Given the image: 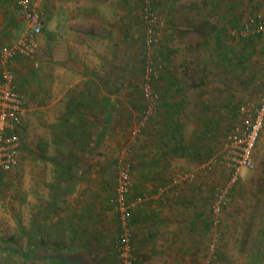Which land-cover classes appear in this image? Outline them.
<instances>
[{
    "label": "crops",
    "instance_id": "1",
    "mask_svg": "<svg viewBox=\"0 0 264 264\" xmlns=\"http://www.w3.org/2000/svg\"><path fill=\"white\" fill-rule=\"evenodd\" d=\"M86 1L89 4H85ZM162 1L175 5L171 10H165L164 5L162 8L159 5L163 16L172 15V25L169 28L172 31L173 72L162 78L166 93L161 102V109L169 108V112L167 120L150 124L151 128L140 135L130 153L133 161V185L129 198L136 202L131 220L136 254H145L143 248L158 240L160 229L172 222L166 214L170 206L167 202L172 195L164 202L157 195V188L169 183L178 170L170 173L171 176L166 173L171 166L177 165V160L182 159V155L190 159L199 157L196 154L200 152L197 137L191 135L186 140L181 135L178 119L180 114L188 113L186 105L192 102L188 100L186 93L198 97L197 104L192 108L189 106L191 113L188 117L194 122L189 126L220 125L221 117L214 113L216 107L227 114L229 111L233 114L236 109L237 117L240 116L237 106L229 103V95L226 94L225 98V94L218 93L215 103L213 102L218 105L213 107L206 97L210 95V88L215 86V80H221V86H228L225 78L230 73L226 74V68L222 71V65L228 66L230 57L236 51L233 45L239 44L238 48L242 49L238 55L236 53V61L242 59L239 63L242 68L237 71L241 78L244 77L246 63L251 62L246 59L249 54L246 43L252 40L235 36L233 30L240 29L246 20H250L258 12H264V0ZM132 2L133 0H108L104 5L103 0H44V37L49 38L54 52L58 44L66 46L67 54L63 62L76 63V73L80 74L78 80L72 81V71L62 69V77L70 81L65 82V86L63 83L58 87L45 86L44 93L38 94L30 87L31 74H27L24 67L20 68L25 57L17 56L10 64L15 72L20 69L19 73L24 80H29L15 82L19 91L25 90L29 99H26V103L30 110L33 109L35 116L41 109L38 103L42 94L46 102L43 110L46 113L45 131L40 139L42 143L38 145L36 142L35 147V160L40 165L34 168L35 177L30 180L31 190L39 192L35 197L36 211L32 210V214L36 212L38 218L41 213L38 208L62 207L61 217L57 220H64L66 228L73 223L72 228L66 229L67 234L61 236L65 238L60 243L63 245L53 249H84L92 245L88 248L92 251L95 247L92 241L95 244L98 240L99 244L106 241V236L102 235L99 228L114 226V222L118 220L116 207H112L116 180L111 178L108 171L113 164L112 160L116 162L115 151L110 146L118 140V131L121 132L119 137L128 134L131 117L128 112L133 108V87L130 74L126 73L131 68L125 62L126 56L132 53ZM257 5H261L263 9ZM109 13L114 19H108ZM166 21L168 22L167 19ZM25 28L24 15L16 1L0 0V50L4 46L13 45ZM164 43H168L166 39ZM167 57L170 59L169 54ZM119 61L123 63H118ZM117 65L123 67L120 71L125 72L124 74H117ZM193 67L196 71L199 69V73L192 72ZM1 73L0 66V79ZM79 81H83V84L74 85ZM238 85L243 87L241 83ZM219 90L226 93L224 88ZM237 103L238 98L235 104ZM236 121L238 120H233L230 126ZM154 126L157 130L153 129ZM167 146L173 147V150ZM102 156L107 161L100 167L95 161ZM180 163L179 167L182 166ZM108 188L111 195L107 199L103 192ZM42 192H45L44 198L41 197ZM44 212L47 218L50 210Z\"/></svg>",
    "mask_w": 264,
    "mask_h": 264
},
{
    "label": "rangeland",
    "instance_id": "2",
    "mask_svg": "<svg viewBox=\"0 0 264 264\" xmlns=\"http://www.w3.org/2000/svg\"><path fill=\"white\" fill-rule=\"evenodd\" d=\"M103 1H105L104 5L108 2V0ZM87 3L89 4V1L85 2V4ZM140 3L141 0H133L132 2L133 36L132 33L129 32L130 36H132V42H130L132 53L126 56L125 61L131 68H128L126 73L127 75L130 74V82L133 87V108L128 112V114L131 115L129 118L130 125L128 134L119 137L121 132L118 131V140L115 144L110 146L111 150L114 149L116 158V162L112 160L115 166L113 167L112 164L111 169L108 171L112 175L111 178L115 176L122 161L131 160V150L133 149L134 143L138 142L140 137V135L136 136L130 133V128L137 122L142 109L139 95V80L141 78L140 74L142 73L141 40L145 31V26L142 24ZM153 4L161 20L163 36L161 42L163 45L161 47L164 48L163 57L165 58V55L169 54V64L172 66V31L169 28L172 25V15H165V18V16L161 14L160 9L162 5H164L163 9L171 10L175 5L172 3H163L162 0H153ZM257 6L263 9L261 5ZM108 16V19H114L111 13H109L107 17ZM166 36H168V38H165ZM165 39L168 42L166 44L164 43ZM256 39L257 40L251 39V42L246 43L248 47L246 51L249 53L246 59L251 62L246 63L243 78L240 77V72H238L239 68H242V66L239 65L242 59H240L239 62L236 61V57L242 49L238 48L239 44L236 46L233 45L236 51L232 54L233 56L230 57L231 60H229L228 66L225 67V64L222 65V71L226 68V74L230 73L228 78H225L228 86H221V80L217 81L214 79L215 86L210 88L208 92L210 95L206 97L209 100V104H212V107L213 105H218L213 104L217 99L216 96L218 93L225 94V98L226 94L229 95V103L237 106V109H239L240 104L247 103L255 98L258 92L256 80L261 77L264 70V37ZM126 49L128 48L126 47ZM66 54V46L61 47L60 44H58L54 52L49 43V38L46 36L44 37L43 32L38 56L35 60L22 59L24 63L20 66V68L24 67L27 74H31L30 83L32 84H30V87L32 91L35 89L33 92H37L38 94H40V92L44 93L45 86L49 88L58 87V85L62 83L63 86H65L64 83H68L70 80L62 77V69L72 71V81L78 80L80 74L76 73V63L67 64L63 62L64 58H66ZM118 63L123 62L119 61ZM120 68L123 69V67L117 65L118 70L116 72L118 75H120L121 72ZM19 70H16L17 72L14 70L16 81L21 83L22 81L28 80H24L23 77H21L23 75L19 73ZM192 70V72L196 71L194 67ZM219 70L221 69L219 68ZM199 71L198 69L196 72L199 73ZM121 73L124 74L125 72ZM218 73H220V71H218ZM237 73L239 75H237ZM236 77L237 79H235ZM231 79H233V81H231ZM228 81L230 83H227ZM233 83H235V85H233ZM240 83L243 87L238 85ZM82 84L83 81H79V83H75L74 85L79 86ZM158 85L159 88H157L161 93V97L165 99L166 89L162 80H159ZM220 88H224L226 93L220 92ZM21 93L24 94L25 99L29 101L25 90H22ZM186 97L192 102L186 105V109H189V111L187 110L188 113L186 115L180 114L178 119L181 125V135L186 140L191 135L197 137L196 143L198 144L197 148H199L200 152L196 154L199 157L190 159L182 155V159H175L178 163L181 161L182 163L180 164H182V166L179 167L178 163L175 166H171L166 175L171 176L176 170H184L193 172L195 174V180L191 182V184L183 185L178 194L170 197L167 202L170 206L168 205L169 209L166 214H168L167 216L172 222L165 224L163 228L160 229V237L158 240H155L151 246L143 248L145 254H139V252H137V261L135 264H264V260L261 261L258 259L256 256L257 254L252 255L256 252L264 254V131L255 153L254 168L242 169L239 181L232 188L230 199L223 212L221 221L218 225H215L212 220L213 212L211 211V207L214 201L216 188L219 184L228 181L230 171L224 165H220L212 171L199 170V166L210 154L220 149L222 139L229 130L231 122L233 120L239 121L241 115L238 110L240 116L237 117L236 109L233 110V114H231L230 111L227 114L226 111L216 107L214 113L216 116L221 117L220 125L215 127L189 126V124L193 122V119L188 117L189 113H191L190 109L194 104H197L196 99H198V97L192 93H186ZM40 98L42 99L39 100L38 106H40L41 109L40 112L37 113V116H35L33 109L30 110L28 108L26 103L27 111L24 116V124L21 131L22 148L19 165L10 171H2L0 169V264H53L46 259L30 260L23 255L14 254L9 249L4 248H6V246H14L23 250H29L36 245H39L42 249L60 247L63 245L60 243H63L65 240V238H61V236L67 234L69 227L72 228L73 226V223L68 224L66 228L64 220H57L61 217L60 213L62 207L56 209H54L53 206H47L46 209L43 207L38 208V211L41 210L38 218H36V212L32 214V210L36 211L35 206L37 201L35 197L38 196L36 193L39 194V192L31 190L32 186L30 185V180H32V177H35L33 173L34 168L40 165V162L35 160V147L36 142L38 145L42 143L40 139L43 138L45 131L44 122L46 121V113L43 111L46 103L44 95L42 94ZM232 98H234V100ZM235 98H238L239 104H235ZM189 106L191 108H189ZM167 112H169V108L163 110L159 107L154 117L148 122L147 128H151L150 124L153 122L158 123L163 119L167 120ZM153 129L157 130L155 126ZM159 130L160 132L163 131L160 126ZM167 148L173 150L171 146H167ZM106 161V157L102 156V158L99 157L95 162L99 163L101 167ZM29 167H31V170H29ZM110 192L108 188V190L103 192L104 196L107 197L109 195L108 197H110ZM44 196L45 192H42L41 197L44 198ZM105 200L106 199H104V201ZM52 204L54 205V203ZM49 210L50 214L46 218V213L44 211L48 212ZM104 218L105 216L103 215L102 219ZM120 229L121 225L118 220L114 222V226L99 228V230L102 231V235L106 236V241L104 239V244H99V240L96 244L92 241V244L95 246L92 249V254L96 264H122L118 256V248L116 245ZM97 232L99 231L97 230ZM40 236H43L42 241L39 239ZM91 247L89 246V248Z\"/></svg>",
    "mask_w": 264,
    "mask_h": 264
},
{
    "label": "built area",
    "instance_id": "3",
    "mask_svg": "<svg viewBox=\"0 0 264 264\" xmlns=\"http://www.w3.org/2000/svg\"><path fill=\"white\" fill-rule=\"evenodd\" d=\"M21 9L26 28L21 36L11 46H4L0 50V66L2 67L0 79V169L10 171L20 163L22 148V127L24 116L27 111L26 99L16 87L14 69L10 66L17 56H23L29 60H35L41 47V36L44 30V0H15ZM152 3L153 0H147ZM144 19L151 23L148 27L147 43L151 49L148 58L153 59L155 46L162 37L161 20L157 10L146 8ZM233 34L239 38L256 39L264 37V12H258L250 20H246ZM146 93L149 98L147 115L144 120L133 129L137 135L141 128L146 125L149 116L158 110L160 91L154 89L155 76L147 67ZM154 77V78H153ZM258 92L255 98L247 103L240 104L239 121L234 122L222 139L220 149L210 154L199 166V170L212 171L220 165L228 168L229 178L226 183H221L216 188L214 201L211 207L213 212V224L218 225L223 212L228 205L233 186L239 181L242 169H253L255 166V153L264 131V70L260 78L256 80ZM195 180L193 172L176 171L171 181L157 188V195L165 202L170 195H176L185 184ZM133 185L131 165L122 161L118 168L116 182L115 207L119 212L122 231L118 238V248L123 264H135L136 253L132 241V231L128 227V219L136 202L129 199ZM171 196V197H172ZM213 247V246H212Z\"/></svg>",
    "mask_w": 264,
    "mask_h": 264
},
{
    "label": "trees",
    "instance_id": "4",
    "mask_svg": "<svg viewBox=\"0 0 264 264\" xmlns=\"http://www.w3.org/2000/svg\"><path fill=\"white\" fill-rule=\"evenodd\" d=\"M141 19H142V24L145 26V31L143 33L142 36V40H141V44H142V70H141V78L139 80V95L141 98V104H142V109H141V114L137 120V122H135L131 128H130V133L133 134V129L134 127L139 124L141 121H145V115H147V110H148V106H149V98L147 97V93H146V83H147V72L148 69L147 67L150 69V72H152V76L155 74L153 72H155V68L157 71V76H156V81L154 84V89H158L159 88V80L161 81L163 77H165V75L171 74L173 72V67L169 64L168 60L169 57H166L167 55H165V58L163 57V47L160 40L158 42V45L155 46V51H154V56L153 59L150 60V58H148V51L150 48V46L147 43V39H148V27L149 25H151L150 22H148L146 19H144V13H146V8L148 7L150 10H156L153 2L150 4L147 2V0H141ZM44 31V30H43ZM160 46V47H159ZM263 73V72H262ZM154 78V77H153ZM158 87V88H157ZM258 89V86H257ZM159 90V89H158ZM161 95V93H160ZM160 102L158 105V108L161 107V102L163 101V97L160 98ZM154 117V115L149 116V118L146 121V125L143 126L140 130V132L136 135H141L142 133L145 132V130L147 129L148 126V122ZM152 122V121H151ZM154 123V122H153ZM23 128V127H22ZM173 128L176 129V126H173ZM178 130H175V132H177ZM126 162H129L131 165V175L133 178V161L132 160H124ZM117 177H118V169L117 172L115 173V180L117 182ZM116 196V193H115ZM114 196V198H115ZM130 199V198H129ZM134 201V200H131ZM115 206V201L112 202V207L114 208ZM134 210L135 208H133L131 210V215L129 216L128 219V227L131 230V220L134 214ZM118 220L120 222L121 225V220L119 217V212H118ZM122 227V226H121ZM122 231V228L119 231ZM119 234H118V238H119ZM132 234V233H131ZM118 238L116 240V245L118 248ZM41 241L43 239V236H40L39 238ZM38 248V249H37ZM89 248V247H88ZM86 248H68V249H60V248H56V249H51V250H44L42 249L39 245H36V247L34 248H30L29 250H23L21 248H17L14 246H6V248L4 249H9L11 252H13L14 254H18V255H23L24 257H26L27 259L33 260V259H41V260H47L52 262L53 264H96L94 256H93V252ZM118 252V256L120 258V251L119 248L117 250ZM257 254V255H256ZM252 255H256L258 257V259H260L261 261L264 260L263 256L264 254H261L259 252L253 253ZM121 260V258H120ZM136 261H137V256H136ZM121 263L123 264V261L121 260Z\"/></svg>",
    "mask_w": 264,
    "mask_h": 264
}]
</instances>
